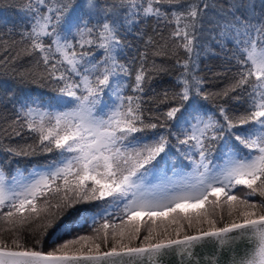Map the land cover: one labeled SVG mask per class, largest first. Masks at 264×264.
Here are the masks:
<instances>
[{"label":"snow or ice","instance_id":"obj_1","mask_svg":"<svg viewBox=\"0 0 264 264\" xmlns=\"http://www.w3.org/2000/svg\"><path fill=\"white\" fill-rule=\"evenodd\" d=\"M23 11L11 40L0 32V75L56 94L17 100L0 150L56 158L27 174L0 167V264H221L225 253L224 264H264V0H25ZM132 33L143 50L128 58ZM210 55L231 65L216 93L199 74ZM212 96L225 103L209 109ZM23 129L32 144H3ZM174 155L191 170L167 176ZM97 201L90 234L44 250L66 212Z\"/></svg>","mask_w":264,"mask_h":264},{"label":"trees","instance_id":"obj_2","mask_svg":"<svg viewBox=\"0 0 264 264\" xmlns=\"http://www.w3.org/2000/svg\"><path fill=\"white\" fill-rule=\"evenodd\" d=\"M98 2L103 3V0H98ZM216 2L222 5L224 8H227L228 5L233 2V0H216ZM244 2L247 3L249 2V0H244ZM251 2H254L257 6V9H259L260 0H251ZM24 3L25 0H0V20L7 21L5 25L0 26V32L4 33L5 40H11L13 38L7 34V28L9 26L20 25L26 22L27 14L23 11ZM141 27L144 28V31L147 34H152L151 24H149L147 27ZM14 38L19 40L18 36ZM127 41L130 44V47L126 50L128 58L136 55L138 48L143 50V41L135 33L128 34ZM229 47H231V45H229ZM18 49L19 45L17 46V50ZM0 58H2V56H0ZM30 64L31 58L24 56L20 61H18L17 67L23 70L25 68H28ZM229 67H231V65L226 62L223 55H210L206 58L201 59L199 74L206 80V91L210 93H216L225 88V86L230 82L232 78V72L227 71ZM171 80L172 76H163L157 83L158 90L167 87L171 83ZM55 94L56 93L53 91L52 87L48 84L47 81L22 82L18 77H14L11 74L0 75V117H2L0 118V127L6 128L9 122L15 118L16 113L13 108V104L16 103L17 100H23L28 96H39L47 100L49 97ZM205 103L209 109H214L218 104L225 103V101L223 99L212 96ZM226 106L233 109L242 110L240 104H238L235 100L228 101ZM32 143L33 139L31 137V134L26 129L21 130V136L13 135L10 139L7 136H4L3 138V144L5 146H17ZM51 158L55 159L56 154L44 153L35 156L15 157L11 156L6 151L0 150V167L5 170L6 174H9L16 169L35 166ZM172 160H174L173 162L175 163V165L186 166L187 168L190 167L189 162L182 156L174 155ZM88 207L89 204L78 205L77 209H79V211H77V209H71L66 212L61 220L57 222L59 224V227H56L54 230L49 229V235L44 237V250H50L51 247L54 246V242H58L57 240L59 239L56 238L58 236H61L64 232L66 235H70L71 231H66L64 230V228L61 229V226L63 225L66 228L69 218H71V220L69 221V223L71 224V222H73L75 219L81 217L82 215L84 216L88 214ZM54 236L57 237H55V239L53 240Z\"/></svg>","mask_w":264,"mask_h":264},{"label":"rangeland","instance_id":"obj_3","mask_svg":"<svg viewBox=\"0 0 264 264\" xmlns=\"http://www.w3.org/2000/svg\"><path fill=\"white\" fill-rule=\"evenodd\" d=\"M51 160H53V158L47 159V161H45L41 164H37L35 166H29V167L19 168V169L21 171L25 172V174H27V172L31 171L34 167H36L38 165L46 164V163L50 162ZM173 161L174 160H172V159L169 160L167 166L165 167V174L167 176H172L174 170H180V169H183L184 171H190L191 170V166L189 168H187L186 166H178V165H175V163ZM16 170L10 172L7 175L11 176V175L15 174ZM149 179L153 183L157 182V180L155 178L150 177ZM104 207H105V204L103 201L93 202V203L89 204L88 214H86L84 216L82 215L81 217L75 219L73 222H71V224L69 223L71 218H69L68 223L66 225L67 229L63 225L61 226V229L64 228V230H66V231L67 230L71 231L70 235H66L64 232L61 236H58L59 240H57L58 241L57 243L63 242V240L70 239L76 235L90 234L91 217H93L97 213H99ZM85 218H87V223H85ZM55 237H57V236H54L53 240L55 239Z\"/></svg>","mask_w":264,"mask_h":264},{"label":"water","instance_id":"obj_4","mask_svg":"<svg viewBox=\"0 0 264 264\" xmlns=\"http://www.w3.org/2000/svg\"><path fill=\"white\" fill-rule=\"evenodd\" d=\"M213 249L211 248H206V249H203V250H198V255L201 256V258H203V256L205 254H208L210 252H212ZM227 253H225L224 255L221 256V264H224V261L227 259ZM170 264H176V258H171V261H170Z\"/></svg>","mask_w":264,"mask_h":264}]
</instances>
